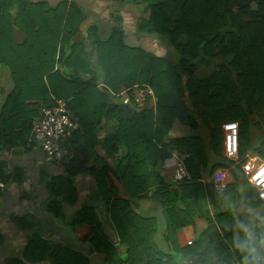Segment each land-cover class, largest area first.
Masks as SVG:
<instances>
[{
	"label": "trees",
	"instance_id": "trees-1",
	"mask_svg": "<svg viewBox=\"0 0 264 264\" xmlns=\"http://www.w3.org/2000/svg\"><path fill=\"white\" fill-rule=\"evenodd\" d=\"M118 1L142 5L145 11L139 29L174 45L178 60L172 62L131 48L119 30L118 37L96 40L95 65L86 51V40L78 39L87 20L79 4L69 0L56 4L46 0H0V61L9 67L14 82L0 113V148L26 144L41 107L54 105L56 99H61L52 92L63 94V100L80 121L65 143L73 157L65 160L67 156L62 162L68 175L60 185L71 189L72 177L83 172L91 159L95 160L92 169L97 181L95 196L107 208L106 213L117 228L112 240L100 235L91 242L95 250L106 254L107 264H176L178 253L188 257L192 264H241V254L234 247L243 238L238 225L253 228L258 224L254 228L257 232L264 228V199L254 191L253 198L247 200L233 183L221 193L213 191V197L221 204L218 208L209 195L213 182L204 184L200 179L207 169L213 171L223 166V159L238 167V179L246 178L240 165L222 152L219 132L222 123H239L240 156L244 151L245 124L256 130L264 129V0L255 1L256 8L249 4L231 11L225 8V2L231 0ZM15 27L25 36L22 42L15 40ZM67 46L71 47L70 52L65 51ZM204 61L215 62L216 69L207 78H200L195 72ZM95 68L104 72L105 83L114 93L106 87H96L92 78L86 81L78 78L94 74ZM54 80H58L55 90ZM136 84H146L153 90L156 105L141 111L132 108L133 116L128 119L118 93L121 88ZM185 94L196 103L202 102V120L207 119L213 126L210 146L216 157L221 158L213 164L210 159L215 156L208 153L199 136L164 141L175 120H190ZM93 106L101 108L100 114L118 120L115 134L105 144L112 153L121 146L124 149L115 168L103 165L106 162L102 157H92L96 154L97 136L89 132L87 124L92 122L89 114ZM261 138L255 151L247 153H258L264 159V135ZM175 153L185 156L192 180L177 182L173 189L165 190L157 166ZM112 174L123 184L127 198L118 196ZM0 178L8 182L3 168ZM157 185H160L157 190H152ZM149 195L162 207L166 249L155 240L156 219L143 217L132 207V202ZM211 205L215 207L213 212ZM255 208L260 209L256 217ZM49 209L60 215L57 202H51ZM90 210L85 207L78 213L81 223L92 221ZM197 219H205L206 227L192 243L180 247L178 230ZM39 244L37 251L26 252L27 259L34 253H43ZM53 253L56 264H89L88 258L75 251L58 248Z\"/></svg>",
	"mask_w": 264,
	"mask_h": 264
},
{
	"label": "crops",
	"instance_id": "crops-1",
	"mask_svg": "<svg viewBox=\"0 0 264 264\" xmlns=\"http://www.w3.org/2000/svg\"><path fill=\"white\" fill-rule=\"evenodd\" d=\"M46 1L56 4L59 0ZM69 1L79 4L87 14V20L81 28V36L78 39L86 40V51L90 52V58L95 65L98 63L96 40H108L111 37H118L119 30L123 33L124 41L131 48L142 49L172 62L178 60L174 45L158 35L149 34L139 29L138 26L145 11L142 5L135 2L120 3L118 0ZM252 5L255 8L257 6L255 1ZM13 34L17 42H22L25 38L18 27L13 29ZM89 35L90 38H88ZM65 51L70 52L71 47L67 46ZM215 69V62L208 64L207 61H204L199 64L195 73L200 78H207ZM90 78L96 81V87H106L111 93H114L106 85L102 70L95 68L94 74H84L81 80L86 81ZM13 88L14 82L10 69L4 62L0 61V113ZM156 100L157 98L153 97L148 108H154ZM185 102L188 109L187 116L190 118L189 123L175 120L168 135L164 137V141L199 136L203 139L208 153L215 156L211 157V164H213V161H219L221 158L218 155L216 157L210 146L213 126L208 124V120L207 122L203 121L201 117V111H204L202 102H194L188 94H185ZM91 109L92 113L89 115L92 122L87 124V128L92 135L97 136L94 149L96 154L92 157H102L106 162L103 165L115 168L119 157L124 154V149L121 146L118 152L112 153L107 149L108 145L105 147V144L115 134L118 120L108 114H100L101 108L97 110L93 106ZM124 109V116L130 119L134 110L131 107ZM68 112L79 124V116L69 106ZM203 116L205 118V113H203ZM252 117L255 121L259 120L256 114H253ZM223 124H221L222 152L224 144ZM257 131L253 127L255 145L261 142L263 136H258ZM119 143L122 144V142ZM72 157L73 154L70 152L65 160ZM95 166V160L91 159L85 165L83 172H79L72 177V186L71 189H68L60 185L62 179H65L68 175L64 166L62 163L46 161L44 151L40 146H29L26 143L0 148V168H3L4 173L8 176L7 188L0 194V264H56L53 252L58 248L84 255L89 259V264H107L106 254L95 250L91 242L100 235L110 237L108 239L112 240L116 237L117 228L109 214L106 213L107 208L95 196L97 181L92 171ZM157 167L165 182L164 185H166V187L163 186L164 189H173L177 183L174 179L175 156L160 162ZM234 167L219 166L213 171L207 169L200 179L204 184L213 182V185L209 188V195L218 208L221 207V204H218L216 198L213 197V191L221 193L228 185L237 184L238 178L232 173ZM112 179L118 196L127 198L123 184L114 174H112ZM239 180L242 182V177ZM220 183L226 185L223 191L216 190V185ZM159 186L153 187L152 190H157ZM238 188L242 189L240 186ZM239 191L242 193L240 189ZM51 202L59 204L60 215L55 214L54 209H49ZM85 207L91 208L89 220L92 221L81 223V219L77 216L79 212L84 211ZM132 207L141 216L156 219L158 232L155 240L163 249H166V224L160 203L149 195L132 202ZM214 210L215 207L211 205V211ZM259 210V208H255V217L259 214L257 213ZM27 224L29 226H26ZM206 225L207 221L205 219H197L194 224L180 228L177 232L180 247H185L189 245L190 240L197 239V236L204 230ZM257 226L258 224L253 229ZM38 244L43 249V253H34L30 256V259H27L26 252L30 250L33 253ZM40 254H42V258H39ZM175 260L176 264H192V261L182 253L176 254Z\"/></svg>",
	"mask_w": 264,
	"mask_h": 264
},
{
	"label": "built area",
	"instance_id": "built-area-1",
	"mask_svg": "<svg viewBox=\"0 0 264 264\" xmlns=\"http://www.w3.org/2000/svg\"><path fill=\"white\" fill-rule=\"evenodd\" d=\"M264 17V15H263ZM153 90L146 84L134 85L124 88L118 93L124 105H128L138 111L147 108L153 97ZM78 123L70 116L67 102L56 99L54 105H43L40 115L36 119L27 135V145H38L44 151L45 159L49 162L62 163L70 155L66 141ZM224 144L223 154L227 159L240 165L251 188L258 197L264 199V159L255 152L247 153L243 158L240 156V126L237 121H228L223 124ZM174 179L176 182L192 180L185 163V156L175 153ZM225 183L216 185V190L223 191ZM7 188V183L0 178V194ZM193 240L189 241V244Z\"/></svg>",
	"mask_w": 264,
	"mask_h": 264
},
{
	"label": "clouds",
	"instance_id": "clouds-1",
	"mask_svg": "<svg viewBox=\"0 0 264 264\" xmlns=\"http://www.w3.org/2000/svg\"><path fill=\"white\" fill-rule=\"evenodd\" d=\"M243 238L234 244L241 254V264H264V228L259 232L246 224H239Z\"/></svg>",
	"mask_w": 264,
	"mask_h": 264
},
{
	"label": "rangeland",
	"instance_id": "rangeland-1",
	"mask_svg": "<svg viewBox=\"0 0 264 264\" xmlns=\"http://www.w3.org/2000/svg\"><path fill=\"white\" fill-rule=\"evenodd\" d=\"M82 75H78V78L81 79ZM57 84H58V80H54L52 82V88L55 90L57 88ZM54 92V91H53ZM52 94H56L57 97L60 95L61 99H65V95L63 94H60V93H56V91ZM59 98V97H58ZM206 122H207V119H206ZM209 122V121H208ZM244 136H243V141H244V151L243 153L241 154L242 157H244L246 154H247V151L248 150H251V151H255V143H254V137H253V127L251 126V124H245L244 126ZM218 132V130H217ZM222 135V131H219ZM262 133V134H261ZM257 135L258 136H262L264 135V130H258L257 131ZM224 161V165L222 167H231L233 166L232 164H229L228 161H226V159H223ZM234 163V162H233ZM237 171H238V167H234L233 170H232V173L236 176L237 175ZM242 182H240V180L238 179V182H237V185L238 187H242L239 188L241 191H242V195L247 199V200H251L254 196V190L251 188L250 184L247 182L246 178H242L241 180ZM240 182V183H239Z\"/></svg>",
	"mask_w": 264,
	"mask_h": 264
},
{
	"label": "water",
	"instance_id": "water-1",
	"mask_svg": "<svg viewBox=\"0 0 264 264\" xmlns=\"http://www.w3.org/2000/svg\"><path fill=\"white\" fill-rule=\"evenodd\" d=\"M254 1L257 0H231V1H227L225 2V8L227 11H231L233 8L237 7V6H247L249 4H252ZM124 108H128V105H123Z\"/></svg>",
	"mask_w": 264,
	"mask_h": 264
}]
</instances>
